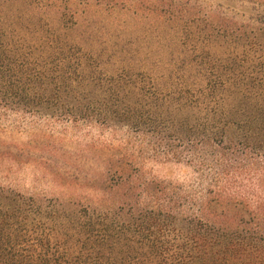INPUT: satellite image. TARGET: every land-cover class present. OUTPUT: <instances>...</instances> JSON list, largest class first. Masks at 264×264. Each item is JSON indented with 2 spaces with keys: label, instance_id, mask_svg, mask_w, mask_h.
<instances>
[{
  "label": "trees",
  "instance_id": "1",
  "mask_svg": "<svg viewBox=\"0 0 264 264\" xmlns=\"http://www.w3.org/2000/svg\"><path fill=\"white\" fill-rule=\"evenodd\" d=\"M237 4L0 0V264H264V9ZM81 21L114 31L84 49ZM80 121L98 132L93 209L3 180L48 170L60 135L45 123ZM153 161L194 179L161 180Z\"/></svg>",
  "mask_w": 264,
  "mask_h": 264
},
{
  "label": "rangeland",
  "instance_id": "2",
  "mask_svg": "<svg viewBox=\"0 0 264 264\" xmlns=\"http://www.w3.org/2000/svg\"><path fill=\"white\" fill-rule=\"evenodd\" d=\"M260 9H264V0H251ZM255 1V2H254ZM251 5L250 2H243L238 0V7L240 5ZM246 14L239 13V18L244 24L246 22ZM245 19V20H244ZM93 20V17H92ZM80 31V46L84 49L97 45L100 41L108 40L109 35L114 29L104 28L101 30V38L93 37V21L89 24L81 21ZM264 37V35L262 36ZM135 46H131V38L129 35L118 34L117 38L112 41V45L116 48L132 47L139 49L142 55L148 54L149 51L155 52L151 49L152 44L146 42L145 38H136ZM78 127H67L64 124H47L43 125L44 130L53 129L59 132V137L51 142L49 148L52 155L47 164L48 170L43 168L38 162L22 167L14 166L8 172V179H3L11 183L15 189L24 193H36L53 199L58 202H75L84 208L93 209V138L98 135L97 129L93 128V123L81 121ZM47 132V131H46ZM2 139L7 141L19 140L26 142L27 137L24 134L7 133L2 136ZM149 170L157 178L172 182V183H190L194 179L192 169L185 164L174 162H149ZM2 178L0 177V181Z\"/></svg>",
  "mask_w": 264,
  "mask_h": 264
}]
</instances>
